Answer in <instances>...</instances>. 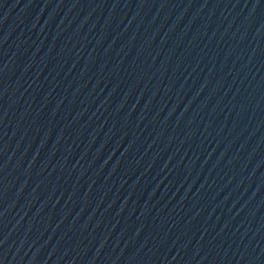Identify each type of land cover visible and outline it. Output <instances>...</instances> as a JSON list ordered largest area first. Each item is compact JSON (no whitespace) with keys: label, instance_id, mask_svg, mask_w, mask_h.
I'll return each mask as SVG.
<instances>
[{"label":"water","instance_id":"obj_1","mask_svg":"<svg viewBox=\"0 0 264 264\" xmlns=\"http://www.w3.org/2000/svg\"><path fill=\"white\" fill-rule=\"evenodd\" d=\"M0 264H264V0H0Z\"/></svg>","mask_w":264,"mask_h":264}]
</instances>
